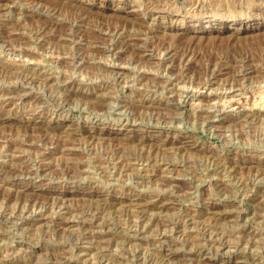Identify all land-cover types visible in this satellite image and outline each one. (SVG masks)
Wrapping results in <instances>:
<instances>
[{"label": "rangeland", "instance_id": "rangeland-1", "mask_svg": "<svg viewBox=\"0 0 264 264\" xmlns=\"http://www.w3.org/2000/svg\"><path fill=\"white\" fill-rule=\"evenodd\" d=\"M240 105L264 112V0H0V263L105 264L104 241L107 264H264V176L246 168L264 116L233 120Z\"/></svg>", "mask_w": 264, "mask_h": 264}, {"label": "bare ground", "instance_id": "bare-ground-1", "mask_svg": "<svg viewBox=\"0 0 264 264\" xmlns=\"http://www.w3.org/2000/svg\"><path fill=\"white\" fill-rule=\"evenodd\" d=\"M187 1V0H186ZM179 2V1H178ZM185 2V1H184ZM223 4H220V7H221V9H224L225 10V8L222 6ZM52 12V11H51ZM11 21V20H10ZM78 24V23H77ZM9 25V24H8ZM85 25V24H84ZM17 28V27H16ZM216 30H213V31H216V32H220L221 31V29H217V28H215ZM19 30V29H18ZM40 30V29H39ZM12 31H14V30H12ZM16 31V30H15ZM20 31H21V29H20ZM208 31L204 28V29H199V30H197V33H207ZM42 33H44V32H42ZM63 33H65V31L63 32ZM114 33V32H113ZM128 33V32H127ZM129 34V33H128ZM133 34H135V33H133ZM216 34V33H215ZM219 34V33H218ZM21 35V34H20ZM41 35V34H40ZM62 35V34H61ZM112 35V34H111ZM114 35V34H113ZM13 36V35H12ZM39 36V35H38ZM59 36V35H58ZM57 36V37H58ZM138 36H140V35H138ZM194 36V35H193ZM62 37H63V35H62ZM115 37V36H114ZM126 37V36H125ZM202 37V36H201ZM37 39L36 40H38V37H36ZM47 40V39H46ZM140 40V39H139ZM133 42V41H132ZM5 43V42H4ZM128 43H129V41H128ZM126 44V43H125ZM125 44H124V46H125ZM131 44V43H130ZM93 45V44H92ZM90 46H91V44H90ZM173 46V45H172ZM15 47V46H14ZM89 47V46H88ZM110 47V46H109ZM163 47H165V46H163ZM135 48V47H134ZM150 48V47H149ZM96 49V48H95ZM94 49V50H95ZM151 49V48H150ZM133 50V49H132ZM17 51V50H16ZM121 51V50H120ZM130 51V50H129ZM146 51V50H145ZM151 51V50H150ZM173 51H174V49L173 48H167L166 49V56H168L169 54H172L173 53ZM139 52H141V50L139 51ZM148 52H149V50H148ZM147 52V53H148ZM17 53V52H16ZM144 53V52H143ZM190 53V52H189ZM154 54V53H153ZM153 54H149V55H153ZM191 54V53H190ZM189 54V55H190ZM46 55V54H45ZM61 55V54H60ZM67 55V54H66ZM142 55V54H141ZM157 55V54H156ZM188 55V57H191L190 59H193L194 57H196V55H195V53H194V55L193 54H191V56H189ZM80 58V57H79ZM185 59V58H184ZM187 59V58H186ZM189 61V60H188ZM195 62H196V60H195ZM177 63V62H176ZM174 64V63H173ZM168 65V64H167ZM178 65V64H177ZM177 65H173L174 67H176L177 68ZM180 65V64H179ZM83 66V65H82ZM120 68V67H119ZM8 69V68H7ZM9 70H14V71H18V72H20V73H22V72H27V75H26V77H27V80H30V81H34L35 79H36V74L37 73H34V71L33 70H31V68H23V66L20 68V66H17V65H11L10 67H9ZM185 70H187V69H183L182 67H181V71L180 72H184ZM218 71V70H217ZM247 71V69H244V70H242L241 72L242 73H244V72H246ZM18 72H16V73H18ZM118 72H119V70H118ZM24 74V73H23ZM52 74V73H51ZM239 74V73H238ZM42 75V74H41ZM44 75V74H43ZM72 75V74H71ZM116 75V74H115ZM130 75V74H129ZM19 76V75H18ZM24 76V75H23ZM186 76V75H185ZM38 77V76H37ZM42 77H46V75H44V76H42ZM22 78V77H21ZM24 79V78H23ZM53 79V78H52ZM25 80V79H24ZM46 83H47V85L49 84V82H51V77H47L45 80H44ZM26 82V81H25ZM28 82V81H27ZM38 82V81H37ZM54 81H52L51 83H53ZM190 83V82H189ZM170 84V83H169ZM53 85V84H52ZM172 85V87H173V85L174 84H171ZM170 86V85H169ZM204 87L206 86V83L203 85ZM98 88V87H97ZM227 88V87H226ZM234 89V88H233ZM197 90V89H196ZM188 91V90H187ZM193 92V91H192ZM208 92V91H207ZM6 93V97L7 96H9V95H11L12 93L11 92H8V91H6L5 92ZM171 93V92H170ZM19 94V93H18ZM213 95V94H212ZM216 95V97H217V94H214V96ZM227 95V94H226ZM234 95V94H233ZM17 96V95H16ZM154 96V95H153ZM218 96H220V95H218ZM22 97V96H21ZM136 98V97H135ZM7 99V101L8 100H10L11 99V97H8V98H6ZM229 99V98H228ZM138 100V99H137ZM172 103H176L177 102V100L179 101V99L175 96V95H173V96H170V99H169ZM147 101H149V100H146V99H144V98H139V100H138V102L140 103V104H145ZM151 101V100H150ZM234 101V100H233ZM46 104V103H45ZM241 104H243L242 102H241ZM149 105H150V102H149ZM212 106V105H211ZM208 107V106H207ZM46 108V107H45ZM250 108V107H249ZM205 109V108H204ZM203 108L201 109V113H200V115H207V116H209L210 118H217L218 120L217 121H219V122H221V121H225V120H228L229 118V116H227L226 114H222L221 113V111L218 109L217 111H215V112H211V111H209V110H207L206 111V113H204L203 111H205ZM239 109H240V111H238V113H236L234 116H233V120H245V121H247V122H254V121H256L259 117H260V115H262V116H264V112L262 113V112H260V110H258V109H255V108H250V109H247V108H245L244 107V105L242 106V105H240V107H239ZM164 116V115H163ZM121 117V116H120ZM220 124V123H219ZM67 132V131H66ZM27 139V138H26ZM37 140V139H36ZM40 143V142H39ZM43 143V142H42ZM119 144V143H118ZM68 145V144H67ZM66 145V146H67ZM74 145V144H73ZM13 146V145H12ZM57 146V145H56ZM66 146H64V147H66ZM68 147H69V145H68ZM160 147V146H159ZM54 148H56V147H54ZM62 148V147H61ZM56 149H59V148H56ZM61 150V149H60ZM76 150V149H75ZM54 151V150H53ZM64 151V150H63ZM52 153V152H51ZM57 153V152H56ZM210 153V152H209ZM49 154V153H48ZM214 156V155H213ZM125 158V157H124ZM43 161H45V160H43ZM111 161V160H110ZM104 162V161H103ZM235 164V163H234ZM246 164V163H245ZM84 165V164H83ZM233 165V164H232ZM44 166V165H43ZM43 166L42 165H38L37 167H35V169H33V172L34 171H37L38 172V170L40 169H43ZM131 166V165H130ZM46 167V166H45ZM119 167V166H118ZM132 167V166H131ZM240 167V166H239ZM84 168V167H83ZM162 168V167H161ZM176 168V167H175ZM244 168V167H243ZM246 168H249L251 171H252V173H254V175L253 176H255L256 178H259L260 176H264V165H256V166H248V167H246ZM236 169V168H235ZM30 170H32V169H30ZM74 171V170H73ZM148 171V170H147ZM143 173H145V172H143ZM107 174V173H106ZM222 181V180H221ZM24 182V181H23ZM245 183V181L243 182V184ZM225 184V182H223L222 183V186ZM254 186H255V184H253ZM39 189V188H38ZM255 191V190H254ZM107 196V195H106ZM133 196V195H132ZM103 197V196H102ZM127 198V197H126ZM104 202H106V201H104ZM157 202H160L161 203V201L159 200V201H157ZM27 203H28V208H26L25 207V211H23L24 212V214L25 213H27V212H29V210H27V209H29V208H38V207H40V209H41V206L42 207H46V206H48L49 207V205H48V203L46 204V203H43L42 204V202H40V201H35V200H31V201H27ZM163 203V202H162ZM42 204V205H41ZM50 204V203H49ZM126 204V203H125ZM158 204L159 203H157V208H159V206H158ZM164 205H165V203H163ZM153 205V204H152ZM27 206V205H26ZM105 206V205H104ZM153 206H155V205H153ZM61 208L63 207V204L61 203V206H60ZM72 207V206H71ZM156 207V206H155ZM47 208V207H46ZM131 208V207H130ZM162 208H163V205H162ZM139 209V208H138ZM159 209H161V208H159ZM150 210V209H149ZM162 210V209H161ZM35 211V210H34ZM152 211V210H151ZM32 212H33V210H32ZM36 212V211H35ZM50 212V211H49ZM22 213V212H21ZM30 213V212H29ZM78 213V212H77ZM187 213V212H186ZM33 214H35L34 216H40V217H44L45 218V220L47 221V223H49V224H51V226L52 227H55V228H64V227H71V226H73V225H75L76 223L75 222H73V221H71V220H68V219H66L65 217H52V218H50L51 216H46V215H44L43 213H42V211L41 212H38L37 214L36 213H33ZM88 214V213H87ZM211 214H214V216H215V218H224V214L222 215V214H217V213H215V212H213V213H211ZM77 215V214H76ZM91 215H93L92 213H91ZM163 215V214H162ZM198 215V214H197ZM21 216V215H20ZM19 216V217H20ZM22 216H23V214H22ZM90 217V216H89ZM98 217V216H97ZM161 217V216H160ZM23 218V217H22ZM93 218H96V215H94L93 216ZM131 218V217H130ZM184 218V217H183ZM186 218H187V220H186V222L188 223V224H190V223H196V220H197V217H196V215H193V214H191V213H188L187 215H186ZM200 218V217H199ZM25 219V218H24ZM92 219V218H91ZM135 219V218H134ZM179 219V218H178ZM89 221V220H88ZM91 222L86 226L87 228H91V227H93V225L96 223L95 221H92V220H90ZM111 221V220H110ZM217 221V220H216ZM85 222H87V221H84V223ZM83 223V224H84ZM168 224L169 223H166V221L165 220H163L162 221V224H161V228H163V227H166V226H168ZM175 224H177V223H175ZM195 225V224H194ZM217 225V224H216ZM46 226V225H45ZM50 226V225H49ZM76 226V225H75ZM84 227V226H83ZM112 227V226H111ZM132 227H134L135 229H134V232L136 231L137 233H139V232H141L140 230H139V225L138 224H135V225H133ZM177 227H179V226H177ZM169 228V227H168ZM196 228V227H195ZM205 228V227H204ZM128 230V229H127ZM211 230V229H210ZM218 230V229H217ZM214 231V230H213ZM119 233V232H118ZM216 233H219V232H216ZM212 234V233H211ZM160 235H161V233H159L158 234V239H159V237H160ZM240 235V234H239ZM91 236H86V239L87 238H90ZM93 237L94 238H96V239H101L100 237H97V235H93ZM209 237V236H208ZM255 237V236H254ZM163 238V237H162ZM190 238V237H189ZM188 238V239H189ZM252 239H253V237H252ZM28 241H29V239H27ZM223 241V240H222ZM221 241V242H222ZM102 243H104V241L102 242H99V244H98V246L96 247V246H93V247H96V249H98L99 251H100V253H101V259H102V261H104V263L105 264H107L106 262L108 261L107 260V254L104 252V248L102 247ZM221 244H223V242L221 243ZM217 246V245H216ZM90 248L91 249H93L91 246H90ZM197 248V247H196ZM195 248V249H196ZM89 250V249H88ZM49 251V250H48ZM129 251V250H128ZM96 252H98V251H96ZM47 253V252H46ZM52 253V252H51ZM53 253H55V252H53ZM65 254H66V252L64 251L63 252V254H61L62 256H61V258L59 259V258H57L56 257V254H51V256H50V258L48 257V259H49V261L50 262H48L47 264H56V263H60V261H63V262H66L67 261V258H66V256H65ZM58 256V255H57ZM186 257H188V255L186 256ZM194 257V256H193ZM15 258V257H14ZM55 259H59V262H57L58 260H55ZM53 260H55L56 262L54 263L53 262ZM5 261V260H4ZM101 261V262H102ZM109 262V261H108ZM111 262V261H110ZM100 263V262H99ZM0 264H5V263H0ZM96 264V263H95ZM228 264H230V262L228 263Z\"/></svg>", "mask_w": 264, "mask_h": 264}]
</instances>
